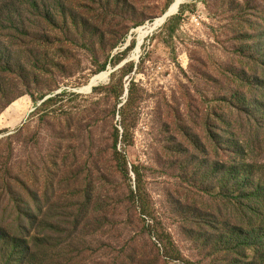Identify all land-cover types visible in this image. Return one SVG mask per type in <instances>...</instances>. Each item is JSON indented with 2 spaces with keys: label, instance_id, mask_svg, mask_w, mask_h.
Here are the masks:
<instances>
[{
  "label": "rangeland",
  "instance_id": "obj_1",
  "mask_svg": "<svg viewBox=\"0 0 264 264\" xmlns=\"http://www.w3.org/2000/svg\"><path fill=\"white\" fill-rule=\"evenodd\" d=\"M175 1L0 0V235L47 264L255 257L226 167L264 164V0H182L140 44Z\"/></svg>",
  "mask_w": 264,
  "mask_h": 264
},
{
  "label": "trees",
  "instance_id": "obj_2",
  "mask_svg": "<svg viewBox=\"0 0 264 264\" xmlns=\"http://www.w3.org/2000/svg\"><path fill=\"white\" fill-rule=\"evenodd\" d=\"M59 15L66 20L65 15L59 13ZM55 17V16H54ZM228 176L234 181L243 182V187H251V192L245 196L246 204L244 214V220L242 225L234 226V229L238 232H246V238L255 239L258 241L255 243V257L250 264H264V164H242L234 165L230 164L227 167ZM236 174V175H235ZM3 237L2 243L6 244L3 247L5 254H8V250L12 243H16L15 251L9 253V259L4 264H13V256L20 253L23 264H47L49 262V254L46 248H43L44 239L37 235L33 237V247L28 246V242L22 240L20 243L14 238H11L8 230H2ZM47 237V236H46ZM47 239L53 240V237H47ZM13 248V250H14ZM18 248L20 251H18ZM47 250V251H46Z\"/></svg>",
  "mask_w": 264,
  "mask_h": 264
},
{
  "label": "water",
  "instance_id": "obj_3",
  "mask_svg": "<svg viewBox=\"0 0 264 264\" xmlns=\"http://www.w3.org/2000/svg\"><path fill=\"white\" fill-rule=\"evenodd\" d=\"M177 2V0H176ZM178 3V2H177ZM183 4V2H180L178 4V9L176 11H171V8L168 10V12L163 16V21L161 23H158V22H153V23H150L147 28H149V34H152L155 30H157L159 27H161L163 24H165L169 18H171L172 16L176 15L179 11H180V8H181V5ZM131 60H126L124 61L123 63H121L119 66H117L116 68L114 69H108V72H107V75H111L112 73H114L115 71L119 70L120 68H122L123 66H125L128 62H130ZM109 76H107V78H109ZM96 85H98V83H94L92 81H89L88 83V88L89 90H79L78 92L82 93V92H90L92 90L93 87H95ZM128 93V90L126 91V94Z\"/></svg>",
  "mask_w": 264,
  "mask_h": 264
},
{
  "label": "bare ground",
  "instance_id": "obj_4",
  "mask_svg": "<svg viewBox=\"0 0 264 264\" xmlns=\"http://www.w3.org/2000/svg\"><path fill=\"white\" fill-rule=\"evenodd\" d=\"M178 2V3H177ZM177 2L175 1V3L173 4V6L171 7V11H176L177 9H178V4L180 3V2H182V0H177ZM163 21V17H162V19H158V20H156V22H158V23H161ZM149 28H147V27H142V28H139L138 30H137V33H138V35H139V42H140V44H141V42H142V40L146 37V36H148L149 35ZM139 44V45H140ZM107 76H109V75H107V72H104V73H101V74H99L98 76H95V77H93L90 81H92L93 82V84L94 83H100V82H103V81H105L106 79H108L107 78ZM83 90H89V88H88V86H85L84 88H82Z\"/></svg>",
  "mask_w": 264,
  "mask_h": 264
}]
</instances>
